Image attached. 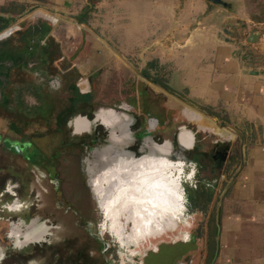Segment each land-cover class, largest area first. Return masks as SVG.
I'll list each match as a JSON object with an SVG mask.
<instances>
[{
  "label": "rangeland",
  "instance_id": "rangeland-1",
  "mask_svg": "<svg viewBox=\"0 0 264 264\" xmlns=\"http://www.w3.org/2000/svg\"><path fill=\"white\" fill-rule=\"evenodd\" d=\"M8 1H12V4L5 6L8 13L3 16L12 19L11 24L25 25L41 20L51 25V32H55L53 35L59 45L61 44L65 65L59 75L63 83L61 92L48 89L51 96L58 99V107L62 105L61 112L60 109H56L55 123L51 118L50 124L42 130L45 133L41 135H33L34 130L31 127L23 129L21 138L13 134L5 136L11 145L18 147L17 152L3 146L0 141V254L2 251L4 255L7 250L16 252L32 250L34 253L40 251L26 264H47L45 256L41 253L42 248L55 245L62 250L70 248L86 250L97 264H141L143 247L141 252H133L132 245L124 246L123 237L133 231L132 219L136 212L130 209V201L124 195L123 207L127 206L129 218L124 217L126 214L115 207V199L119 200L118 191L114 190V198L107 188L109 186L108 182L106 183L107 172L113 178L116 161L112 158L107 164V159L115 148L111 147L109 150L111 139L119 136L112 128L120 126L118 118L112 122L109 132L104 130L109 124L108 117L115 115L108 110L120 111L130 116L132 135L130 137L134 140L129 145L130 150L137 153V148L144 138L152 139L156 143L169 141L175 152L183 155L184 159L175 168L183 165L184 172L187 171L185 160H190L191 154L177 144L176 134L179 128L183 126L191 131L193 141L198 145L202 137L206 141L219 137L199 128L198 122L189 118L192 112L201 115L202 124L218 128V123L211 122L208 116L199 110L202 106L187 98L182 89H178L175 84L169 82L168 85L172 89L165 90L151 84L150 81L140 79L138 76L139 66L142 64L140 58L133 57L131 60L129 57L130 67H118L119 63L113 59L111 53V41L108 43L109 49L104 48L98 35L100 33L98 26L91 29L81 22V20L92 22L89 12H92L93 8L88 9L86 5L79 13L76 11L57 13L46 0ZM229 1L232 2V11L208 2L215 11L213 21L216 29L221 36L231 39L235 47V43H242L244 33L248 29L257 28L260 32L259 39L255 44L248 45L249 48L244 50V53H249L251 63H257L264 68V22H255L251 19L252 16L262 15L264 0ZM19 5L18 10L16 7ZM69 29L71 31H68ZM222 29H226L232 35H224ZM59 34L66 37L65 44L59 42L61 39ZM71 63H75L77 67H74L76 74L70 72L68 65ZM149 72L152 73V70ZM160 74L163 75L161 72L157 73ZM79 77L85 80L89 99L86 103L69 106L64 101L65 86L70 81L76 82ZM84 85L80 83L78 88L82 89ZM23 98L27 104H34V97L30 94H25ZM80 116L87 119L98 116L103 126L96 125L93 133H73ZM153 117L156 119L155 123H151ZM76 126L79 128L80 123L78 122ZM26 142L30 144L27 148L37 151L38 163H30L24 159L22 151ZM93 148L98 151L97 155L101 151L109 150L106 162L93 153L92 159L86 164L85 157ZM202 149L205 150L204 147ZM196 159L193 160L195 164L197 161H205L201 157ZM196 168L197 164L195 171ZM176 169H171V175L178 181L182 174ZM194 180L195 185L196 173ZM184 184L186 183L180 181V189ZM127 191L126 187L124 194ZM181 197L184 209L177 228L148 241L144 246L149 252L154 244L159 245L157 241L160 239L167 244L190 239L198 226L202 228L204 234L208 213L201 215L199 212L187 210L184 194ZM10 222L14 224L20 238L26 240L21 247H16L7 237L12 226ZM39 222L41 224L34 225ZM175 235L176 239L170 242L167 237ZM203 254L202 250H198L189 258L194 264H202Z\"/></svg>",
  "mask_w": 264,
  "mask_h": 264
},
{
  "label": "crops",
  "instance_id": "crops-1",
  "mask_svg": "<svg viewBox=\"0 0 264 264\" xmlns=\"http://www.w3.org/2000/svg\"><path fill=\"white\" fill-rule=\"evenodd\" d=\"M5 1L0 0V15L7 14L5 6L12 4ZM46 1L57 13H79L87 5V0ZM209 5L199 0H98L89 12L93 23L81 22L91 29L98 26L104 48L111 41L112 52L108 51L119 63L118 67H130L129 57L140 58V79L154 84L142 71L145 69L149 75L161 72L167 85L170 82L182 89L187 98L202 106L199 110L211 122L218 123L219 132H208L219 139L206 141L202 137L198 145L186 128L176 134L178 146L189 151L194 168L197 164L194 172L197 180L213 190L207 207L208 215L213 213L215 226L212 264H264V75L244 72L264 68L250 60L241 61L233 53L236 49L233 44L217 37L213 21L216 15ZM58 36L59 42L65 44L64 34ZM150 61H153L152 67L146 68ZM71 64L77 68L75 63ZM80 79L86 86L85 80ZM162 89L172 88L168 85ZM117 112L108 117L109 124L104 130L109 132L112 122L119 118L120 126L112 130L119 136L130 134V116L121 117ZM76 124L73 132L76 134L93 133L96 125L103 126L98 116L92 119L80 116ZM113 143L111 139L109 150ZM126 149L130 153L129 145ZM109 150L99 155L105 159ZM222 154L224 158L220 159ZM197 157L205 161L195 164ZM114 159L113 178L107 172V188L114 198V190L118 191L115 207L118 205V211H124L129 218L127 206L123 207L128 181L122 183L120 167L130 159ZM127 190L130 193L129 187ZM14 245L21 247L24 242L19 239ZM204 247V238L192 237L182 258L193 257L198 250L204 253ZM165 264H172L171 259L167 257Z\"/></svg>",
  "mask_w": 264,
  "mask_h": 264
},
{
  "label": "trees",
  "instance_id": "trees-1",
  "mask_svg": "<svg viewBox=\"0 0 264 264\" xmlns=\"http://www.w3.org/2000/svg\"><path fill=\"white\" fill-rule=\"evenodd\" d=\"M97 1L87 0V8L91 9ZM251 19L255 22H264V4L262 5V15L252 16ZM11 23L12 19L8 16L0 15V32L13 25ZM51 29L50 24L37 20L25 25H15L13 29L0 38V141L3 146L13 152H15L13 146L5 136L13 134L21 138L23 129L31 127L34 130L33 135L44 134L45 132H42V130L50 124L51 118L55 123L56 109L62 111V105L58 107V99L51 96L46 84L49 77L58 76L60 86L58 89L51 91L61 92L63 89V83L59 75L65 61L58 41L51 34ZM152 65L153 61H150L147 63L146 68L152 67ZM68 66L70 72L76 74L74 66L72 64ZM142 75L145 78H150L157 86L168 88L166 78L161 74L157 75V71L149 75L144 69ZM80 83H82V80L79 77L76 82L70 81L65 86L66 96L64 101L69 106L86 103L89 99L86 86L84 85L82 89L78 88ZM25 94L34 97V104L30 105L25 102L23 98ZM189 118L197 121L198 127L202 130L219 132L212 125L202 124L201 115L198 112H192ZM120 142H122V139L116 138L112 147L114 148ZM24 144V152H22L24 159L30 163H38L37 151L27 148L30 145L29 142ZM106 154L108 157L109 151ZM182 189L187 210L205 215L213 195L212 188L197 180L194 187L184 184ZM214 235V218L213 213L210 212L205 223L204 234L202 228L198 226L192 235L194 239L204 238L205 247L202 264H207L213 254ZM7 237L12 242L21 239L14 224L10 226ZM21 242L25 244L26 240L21 239ZM42 249L41 253L45 256L47 264H97L96 260L88 255L86 250L79 251L74 248L62 250L55 245H48ZM39 253L40 251L34 253L32 250L21 252L7 250L2 256L0 264H26L27 261Z\"/></svg>",
  "mask_w": 264,
  "mask_h": 264
},
{
  "label": "bare ground",
  "instance_id": "bare-ground-1",
  "mask_svg": "<svg viewBox=\"0 0 264 264\" xmlns=\"http://www.w3.org/2000/svg\"><path fill=\"white\" fill-rule=\"evenodd\" d=\"M108 111L117 112L115 110ZM117 113L121 117L129 116L121 112ZM181 129L185 128L181 126L179 130ZM130 136H132L131 133L126 136L112 137V140L116 138L122 139V142L116 145L115 148L124 146L118 150H112L110 157L107 159V164L113 157H118V159L128 157L130 159V161H124V165L120 167L122 169L120 177H124L122 183L128 181L126 187H130V193H126V199L132 201V203L136 201L134 205H138V203L144 205L145 212L143 216L147 222L133 214V231L123 236L124 246L132 245L133 252H141L143 247L141 257H145L149 251L144 245L167 231H174L181 221L184 206L182 204L180 183L171 175V169H176L175 167L179 166L178 163H181L180 161L184 158L183 155H178L175 152L169 141L165 140L162 143H156L149 138L141 142L137 148V153L132 150L128 153L126 147L134 141ZM97 152L96 150L94 153L96 154ZM96 156L99 157L97 154ZM100 159L106 162V159L102 157ZM176 170L179 171L180 168ZM116 203H118V199H116ZM167 238H169L170 242H173L176 239V235ZM157 242H159V245L156 246L154 244L151 250L169 244L163 239Z\"/></svg>",
  "mask_w": 264,
  "mask_h": 264
},
{
  "label": "water",
  "instance_id": "water-1",
  "mask_svg": "<svg viewBox=\"0 0 264 264\" xmlns=\"http://www.w3.org/2000/svg\"><path fill=\"white\" fill-rule=\"evenodd\" d=\"M214 5H217L227 11H232V2L229 0H206ZM221 32L224 35L231 36L229 31L226 29H222ZM217 37L221 40L228 42L230 44H233L231 39H228L227 37L221 36L220 32L217 31L216 33ZM260 35V32L257 28L252 27L248 29L246 34L243 37L242 43L237 42L235 43V48L233 53L236 57H238L241 61H249V53H244V50H247L248 45L255 44L258 40V37ZM247 74L250 75H264V70H256V69H250L248 71H244ZM15 152L18 151V147L16 145H12ZM24 152V151H22ZM220 159L224 158V154L219 156ZM192 240V236L190 239H182L180 241L170 243L168 245L155 248L151 250L145 257H142L141 264H165L166 258H170L172 261V264H178V261L182 258V254L187 250L189 241ZM215 254V253H214ZM214 255L210 259V261L207 264H212Z\"/></svg>",
  "mask_w": 264,
  "mask_h": 264
},
{
  "label": "built area",
  "instance_id": "built-area-1",
  "mask_svg": "<svg viewBox=\"0 0 264 264\" xmlns=\"http://www.w3.org/2000/svg\"><path fill=\"white\" fill-rule=\"evenodd\" d=\"M15 27V25H11L9 27H7L6 29L2 30L0 32V38L5 34L7 33L8 31H10L11 29H13ZM46 84L48 86V88L50 90H56L59 88L60 86V80L58 77L56 76H52V77H49L47 80H46ZM186 162V166H187V171L184 172V168H183V165L180 167V174H182V176H179L178 177V182L180 183V181H183L185 182L187 185L189 186H192L194 187V183H195V180H194V172H195V168H194V164L190 161V160H185ZM181 195H183V189L181 188ZM6 209L8 210V208L6 207ZM10 225L13 224V223H9ZM9 238V237H8ZM10 239V238H9ZM11 240V239H10ZM3 256V253L1 251V254H0V260ZM184 258V257H183ZM181 258L179 261H178V264H194L192 262V260L190 258ZM182 261V262H181Z\"/></svg>",
  "mask_w": 264,
  "mask_h": 264
},
{
  "label": "flooded vegetation",
  "instance_id": "flooded-vegetation-1",
  "mask_svg": "<svg viewBox=\"0 0 264 264\" xmlns=\"http://www.w3.org/2000/svg\"><path fill=\"white\" fill-rule=\"evenodd\" d=\"M144 139H146V138H144ZM144 139H143V140H144ZM143 140H142V141H143ZM95 151H96V149H94V148H93L91 151H89L88 156L85 157L86 164H87V162L89 161V159H92V157H93V153H94ZM90 156H91V157H90ZM98 156L101 158L100 155H98ZM129 192H130V187H129ZM134 203H136V201H134ZM134 203H132V201H130L131 208L133 209V211L136 212V216H137L138 218H140L141 220L147 222V220L144 219V216H143V213L145 212V210H144V205H140V203H138V205H134Z\"/></svg>",
  "mask_w": 264,
  "mask_h": 264
}]
</instances>
